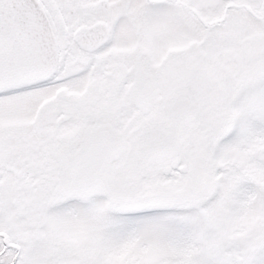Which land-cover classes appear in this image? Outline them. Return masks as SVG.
<instances>
[{"label": "snow or ice", "instance_id": "6c2138e0", "mask_svg": "<svg viewBox=\"0 0 264 264\" xmlns=\"http://www.w3.org/2000/svg\"><path fill=\"white\" fill-rule=\"evenodd\" d=\"M0 264H264V0H0Z\"/></svg>", "mask_w": 264, "mask_h": 264}]
</instances>
